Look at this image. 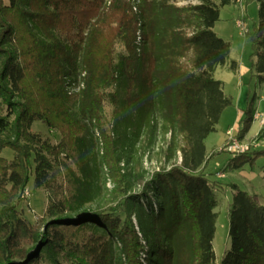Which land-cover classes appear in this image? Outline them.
Returning a JSON list of instances; mask_svg holds the SVG:
<instances>
[{
    "label": "trees",
    "instance_id": "trees-1",
    "mask_svg": "<svg viewBox=\"0 0 264 264\" xmlns=\"http://www.w3.org/2000/svg\"><path fill=\"white\" fill-rule=\"evenodd\" d=\"M257 1L245 35L264 83ZM232 3L0 0V264H216L225 187L206 174L221 150L209 157L205 142L233 104L214 77L239 69L214 31ZM38 121L58 143L33 131ZM261 155L239 154L233 168ZM32 175L48 195L36 223L17 206ZM228 186L231 247L220 264H264V205Z\"/></svg>",
    "mask_w": 264,
    "mask_h": 264
},
{
    "label": "rangeland",
    "instance_id": "rangeland-1",
    "mask_svg": "<svg viewBox=\"0 0 264 264\" xmlns=\"http://www.w3.org/2000/svg\"><path fill=\"white\" fill-rule=\"evenodd\" d=\"M238 21L242 23L241 28L237 26ZM258 22L259 4L257 0H240V2L234 0V3L221 9L220 21L216 28L217 33L232 43L233 58L239 65V73L228 68L218 70L216 74L218 79L226 82L225 93L234 98L235 102L224 111L216 132L212 133L205 142L209 157L214 151L221 150L210 160L206 174L210 175V179L219 181L225 187L223 194H217L220 204L216 209L217 229L214 238L216 264L221 263L225 253L231 247L228 211L234 191L228 185L239 186L241 190L256 196L258 201L264 205V155L257 156L255 161L246 162L242 167L234 169L232 160L235 156L224 149L227 131L233 128L234 134L244 142L253 140L261 142V147L252 151L264 152V128L261 129L258 122H252L245 137L239 136L244 128L249 101L254 98L256 110L264 114V83L256 79L251 61L253 45L245 35L247 30L253 31ZM33 131L42 134L44 138H50L54 144L58 143L61 138L58 133L52 132L39 121L34 123ZM14 155L11 149H5L2 153V156L8 160L13 159ZM27 188L31 192V197L28 200L23 199L17 203V206L24 218L31 223H36L45 216L48 195L43 189L35 188L33 175Z\"/></svg>",
    "mask_w": 264,
    "mask_h": 264
},
{
    "label": "built area",
    "instance_id": "built-area-1",
    "mask_svg": "<svg viewBox=\"0 0 264 264\" xmlns=\"http://www.w3.org/2000/svg\"><path fill=\"white\" fill-rule=\"evenodd\" d=\"M240 2V0H238ZM242 23L240 21L237 22V26L241 28ZM253 122H258L260 125V128H264V114L260 113L259 111H256L254 116H253ZM227 140L224 145V149L236 156L239 154H244L249 151H252L254 149H258L261 147V142L258 140H253L250 142H244L243 140L239 139L235 134H234V129L230 128L227 131ZM31 197V192L28 188L24 190V193L22 194V199L28 200Z\"/></svg>",
    "mask_w": 264,
    "mask_h": 264
},
{
    "label": "crops",
    "instance_id": "crops-1",
    "mask_svg": "<svg viewBox=\"0 0 264 264\" xmlns=\"http://www.w3.org/2000/svg\"><path fill=\"white\" fill-rule=\"evenodd\" d=\"M219 23V22H218ZM218 23L216 24V26H215V28H214V31L216 32L217 30H216V28H217V26H218ZM220 29H222V28H220ZM217 33V32H216ZM217 35L218 36H220V37H222L219 33H217ZM223 38V37H222ZM225 39V38H224ZM226 40V39H225ZM228 41V40H227ZM230 42V41H229ZM232 44V43H231ZM230 61H236L234 58H233V46H232V51H231V55H230ZM229 68V64H227V65H225V66H223V67H218L217 69H216V71H215V73H214V77L217 79V80H220V79H218L217 77H216V74H217V72H218V70H223V69H228ZM236 73H239V69H238V71L236 72ZM220 81H222V80H220ZM223 83H224V92H225V84H226V82H224V81H222ZM226 94V93H225ZM227 95V94H226ZM233 99V103L235 102V100H234V98H232ZM225 112H223V114H224ZM223 114H222V116H223ZM221 120V119H220Z\"/></svg>",
    "mask_w": 264,
    "mask_h": 264
}]
</instances>
